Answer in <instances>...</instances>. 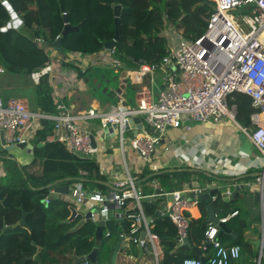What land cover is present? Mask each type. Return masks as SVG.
Here are the masks:
<instances>
[{
	"label": "trees",
	"instance_id": "obj_1",
	"mask_svg": "<svg viewBox=\"0 0 264 264\" xmlns=\"http://www.w3.org/2000/svg\"><path fill=\"white\" fill-rule=\"evenodd\" d=\"M5 1L9 2L24 22L22 29L0 30V60L3 59L8 71L12 73L30 77L44 68L50 58L43 46L54 45L58 36L62 39L59 52L93 55L102 52L106 48V43L113 40L116 34L114 0ZM207 1L204 3L203 0H118L122 6L119 17L121 34L117 41L115 57L121 65L127 67H137L138 63L144 61L160 62L168 54V41L162 35L166 23L174 25L187 41L197 39L205 32L214 11L215 3L212 0ZM64 14L68 15L72 26L79 27L78 31L62 35L66 25ZM11 20V13L0 0V29L6 27ZM38 37L45 40L44 45L36 41ZM64 65L78 70L81 75H87L79 63ZM31 92L29 98L31 110L46 114L57 112V104L53 98L54 90L48 74L40 76ZM234 96L235 100L231 103L237 105V121L249 126L251 115L255 111L252 99L244 93H235ZM53 130L52 123L48 125L42 123L35 137L33 163L43 159L46 162L41 176L29 175L14 159L5 160L7 175L5 183L0 185V232L5 226L18 224L23 212L28 214L29 227L19 225L0 236V264H23L25 258L23 254L35 255L38 246L42 247L41 262L29 260L25 264H72L73 259L70 255L74 251L79 256H87L95 246L94 224L89 222L79 230L72 231L80 221L79 216L71 222L62 220L70 218L74 206L58 199H51L47 204L45 199L50 196L52 188L46 186L57 180H62L67 185L82 181L86 187L106 192L109 188L106 176L101 173L95 159L81 158L74 152L73 158L69 161L66 159L56 165L47 163L51 159L50 152L53 147L47 138L53 134ZM41 142H45V145L38 146L37 144ZM81 170L86 171V174L81 175ZM146 177L147 179L143 181L146 188L142 191L145 196L153 191L152 184L155 181L161 183V189L157 193L166 195L186 183L191 184L197 180L204 186L205 181L211 180L204 171L190 169L156 172L146 168L139 178L143 180ZM129 201L130 198L123 210L127 208ZM198 203L203 218L207 213L208 202L199 200ZM222 203L228 204L224 201ZM142 204L146 215L155 214L158 201L152 203L143 198ZM59 206L63 208L62 212L57 211ZM137 211H128L127 217L123 219V228L127 232H131L134 223V219L128 214ZM227 213L228 211H225V214ZM200 221L202 219L196 223ZM154 222H156L154 232L164 241V264H169L176 258L172 251L176 247L174 237L177 236V229L168 215L159 216ZM246 228L248 227L244 226L243 231L238 232L234 243L239 244L242 250L249 254L250 243L244 238ZM108 241L109 239L105 238L99 246L97 264H110L113 248ZM254 255L256 257L259 253Z\"/></svg>",
	"mask_w": 264,
	"mask_h": 264
},
{
	"label": "built area",
	"instance_id": "obj_2",
	"mask_svg": "<svg viewBox=\"0 0 264 264\" xmlns=\"http://www.w3.org/2000/svg\"><path fill=\"white\" fill-rule=\"evenodd\" d=\"M212 1L215 3V10L200 37L191 41L182 40L178 44L170 43L168 54L160 62L144 61L138 63L135 69L126 71L122 79L125 87H140L137 91V105L128 106L122 99L115 110L99 111L91 108L85 114H75L67 105L55 101L57 112L46 114L31 110L28 103L22 99L4 100L0 97V131L3 132L6 144L30 143L46 120L53 124L51 137L63 142L70 151L81 150L86 154H96L98 147H92L90 140L92 132L81 128L82 121L99 119L103 135L104 127L108 124L117 125L113 128L114 135L123 145L126 142L127 125H131L130 119L140 116L148 128L138 129L128 140L143 162L152 171H156L160 167L153 159L169 127H179L185 117L202 123H219L230 119L240 126L256 147L258 152L255 159L264 161V0ZM239 8H242L243 12L236 16L234 12ZM165 29L175 32L176 27L166 23ZM59 38L60 36L57 40ZM36 41L40 45L45 43V40L39 37ZM43 47L50 58L46 64L49 65L59 49L54 45ZM115 51L116 47L108 49V54L114 55ZM76 54L79 57L81 55ZM159 70L164 74L162 86L157 98L151 100L142 85L148 76ZM7 71V67L0 66V74ZM235 93H244L252 99L255 111L247 127L241 126L237 121L238 108L235 103H231L235 100ZM156 130H159L158 135L154 134ZM108 133L110 134V131ZM85 174L86 172H83V175ZM260 184L263 196L264 170L260 175ZM202 191H195L194 199L183 196L180 190L168 193L174 196V200L166 211L177 229L180 242L189 236L190 219L185 212L191 205L198 203V195ZM67 195L71 204L87 208L83 213H76V216L82 218L93 209L101 214H108L110 206L123 208L129 198L135 199L139 212L129 215L134 219L130 236L135 243H145V240L137 235L144 220L146 233L153 252L156 253V242L160 237L150 230L141 204L144 197L139 194L136 181L130 175L127 179L117 180L114 188L109 187L106 192L86 187L79 181L72 185ZM50 201L48 196L45 202L48 204ZM97 212L91 213L92 220L96 219ZM237 214L238 211H234L220 218L218 223L210 222L207 225L204 234L214 248L211 257L207 260L201 257H187L179 264H233V261L238 260L242 253L241 246L225 245L219 239L220 230L222 231L220 223L226 224ZM106 236H110V233H106ZM82 264L89 262L85 260Z\"/></svg>",
	"mask_w": 264,
	"mask_h": 264
},
{
	"label": "crops",
	"instance_id": "obj_3",
	"mask_svg": "<svg viewBox=\"0 0 264 264\" xmlns=\"http://www.w3.org/2000/svg\"><path fill=\"white\" fill-rule=\"evenodd\" d=\"M18 18V27L13 28L22 29L24 22L19 15ZM162 35L166 37L168 41L167 51L170 47V43L173 45L178 44L182 40H186L181 33H179L177 28L175 32H169L165 29ZM108 49L110 48H105L102 52L93 55L81 54L80 57L76 53L63 54L58 51L56 57L52 59L49 65L36 71L32 76H28V79L23 74H16L9 71L1 73L0 91L4 92L5 96L0 97L4 100L12 98L22 99L29 105V98L32 95L31 91L34 83L38 82L41 75L48 74L54 90V100L67 105L72 113L85 114L91 108L98 109L99 111L115 110L122 99H124L126 105L135 106L139 98L137 91L140 87L135 85L125 87L124 82H122L123 77L126 75V71L128 69H135V67L121 65L115 55L108 54ZM0 61V66L7 67L3 59ZM71 63H79L82 70L87 72V75H81L78 70L64 65H69ZM94 69L98 71L100 69H110V72H112L114 76L110 77V80L107 81H110V87L107 86L103 89V93L112 99L110 102L106 101L105 103H101L91 92V84L97 85V88L104 87L100 77L92 75L89 77ZM163 76V72L159 70L145 79L142 88L144 87L151 100L157 98L162 86ZM103 77L106 78L105 75H103ZM113 80H115V84L112 83ZM129 87H134L137 90L134 95L129 94ZM114 98H118V101H113ZM98 122L99 125L97 124ZM233 124L240 128L238 124L227 121V119L219 123L213 121L202 123L185 117L179 127L169 128L164 133L163 141H161L160 145L157 147L153 161L160 167L156 172L190 169L192 171H204L206 175L211 178L210 181H205L204 186L197 180L193 181L191 184H184L182 187L186 192L197 191L199 189L208 191L212 188L223 186L224 188H221L220 194L213 198L217 219L219 220L231 214L236 211V209H238V211L240 210V212L229 219L228 224H226L227 229L224 230L220 227L222 229L219 233L220 241L225 245H234V240L238 237V232L243 231V227L247 226L248 228L244 230V238L249 241L251 252L249 251L248 254L242 250V252L245 253L244 264H251L254 262H257V264H264V244L262 243L261 253L256 250V245L254 244V241H256L260 235L264 242V193L263 196L261 193L258 201L255 200V193L258 190L262 191L260 184V174L264 170H262V164H260L262 159H255V154L258 152L256 147L241 128L245 138H242V136L239 137L235 132L236 127H234ZM240 125L244 127V125ZM81 128L96 133L98 152L94 154L95 160L100 166L101 173L106 176V183L108 186H114L117 180L127 179L130 175L135 179L137 190L141 196H144V199L146 198V200L152 203L158 201L156 212L152 216L145 214L142 201L141 204L151 232L159 235L154 232L156 224L154 221L157 217H164L168 215V213L166 209L162 210V214L160 215H156V213L161 203L167 202V208L171 201H169L168 198L169 194L162 195L157 193V191L161 189V183L159 181H155L152 184L153 191L150 194L146 196L143 195L142 191L146 188L143 181L146 180L147 177L142 180L139 176L144 169L148 168L151 170V168L143 162L140 154L131 147L129 142L127 144L125 142V144L122 145L119 138L115 135L105 139L103 133L100 131L99 119L82 121ZM127 132H129L132 137L135 134V129H130ZM47 141L53 144L50 152L51 159L47 161L50 165L53 163H55L53 165L61 164L64 160L67 159L69 161L73 158V152L70 151L63 142L53 139L51 135L48 136ZM30 143L34 145L33 151L15 148L10 152L0 151V155L8 156L7 158L16 160L21 169L24 168L29 175L39 177L45 170L46 162L43 159L38 160L37 163H33L35 158L36 138L30 141ZM41 143L43 144L42 146L45 145V142ZM167 147L171 149H166ZM5 160V157L0 156V185L5 183L7 175ZM83 172L86 171L81 170V175H83ZM237 178H240V180L236 182V184L248 185L249 189H247L245 193H242L241 196L237 194L233 199L225 201L221 194L228 190L231 192L234 191V183H230L229 180ZM57 181L59 182L57 185H67L62 180ZM72 185L73 184L69 185V193ZM229 185L230 188L228 187ZM50 198L52 200L58 199L70 203L67 194L57 193L53 187ZM222 201L228 204L224 205ZM71 205L80 213L76 205ZM82 207L83 210L87 209L84 206ZM62 210L63 208L61 206L57 208L58 212H62ZM131 210H138L137 202L133 198H130L126 209L123 210V208L114 206L108 213L110 218H118L121 220L116 225L118 231L111 232L110 236H106L107 231H105L104 239L108 238V242L113 248V245L118 239V233H122L125 236L121 244L117 264H164L165 246L160 235L159 240L156 242V253L153 252L149 244V237L146 235L145 244L147 245V250L146 253H144V257L141 260L139 259V243H135L130 236V232H127L123 228V219L127 217L126 213ZM225 211H228V213L225 214ZM138 212L139 210L137 212H132V214H137ZM185 214L190 219L191 223L188 236L189 245H181L182 243L178 240V236L174 237L176 247L172 253L176 254V258L173 262L180 263L183 257H201L207 260L213 255L214 248L211 243L206 240L201 227L210 216L209 202L205 217L202 218V211L199 207V203L191 205ZM151 217L154 218L149 221L148 218ZM76 218H78V216H75V219ZM79 218L80 220L83 219L80 216ZM199 219H202V221L196 223ZM142 223V228L137 234L139 237L146 231L144 220ZM255 253H259V255L255 257ZM112 255L113 251L110 255V264ZM173 262L169 263L168 261L169 264H174ZM234 262L235 264H240V258Z\"/></svg>",
	"mask_w": 264,
	"mask_h": 264
},
{
	"label": "water",
	"instance_id": "obj_4",
	"mask_svg": "<svg viewBox=\"0 0 264 264\" xmlns=\"http://www.w3.org/2000/svg\"><path fill=\"white\" fill-rule=\"evenodd\" d=\"M2 1H3L4 5L7 7V9L9 10V12L11 13L12 20H11V22L8 23V25L6 27H4L0 30L6 31L10 28L18 27V22H19L18 21L19 20L18 14L13 10V7L9 4L8 1H5V0H2ZM203 1H204V3L208 2L207 0H203ZM114 3H115L114 11H115V16H116V34H115L114 39L111 40L110 42L106 43V45H105L106 48H110V49H113L114 47H116L117 41H118L120 34H121V24H120V18L119 17H120L122 6L118 3V0H114ZM214 10H215V7H214ZM64 18L66 21V25L62 31L63 36L68 34L69 32L79 30V27H77V26L74 27L69 23V18H68L67 14H64ZM54 46L56 48L60 49L62 47V39L59 38L54 43ZM43 123L46 125L50 124V122L46 121V120H44ZM129 123L131 125H127V130L135 129V134L138 132L137 129L148 128L147 125H144L142 118L140 116H136V117L131 118ZM116 127H117V125H115V124L113 126L108 124L106 127H104V133H105L104 138L108 139V138L112 137L115 133L113 131V128H116ZM108 131H110V134L108 133ZM82 134H84V131H82ZM154 134L158 135L159 130L154 131ZM90 140H91L92 147H94V148L98 147V143H97V139H96V133H94V132L91 133ZM38 145L42 146L43 144L39 143ZM0 147H2V149L4 151H8V152L13 151L15 148L33 151L34 145L31 143H28V144L20 143L17 145H7L5 140H4L3 132L0 131ZM74 154H76L77 156H79L81 158H93V159H95L94 154H86L81 150H75ZM239 180H240V178L229 180L230 183H234L235 190L232 192L230 190H228V191L221 194L222 198L225 201H229L230 199H233L237 194H239L241 196L242 193H245V191L247 189H249L248 185L236 184V182H238ZM58 183L59 182L57 181L55 183L47 185L46 187L47 188L53 187L55 192H57V193L68 194L69 193V185H57ZM109 187L114 188V186H112V185H109ZM228 187L230 188V185ZM42 188H45V187H42ZM221 188H224V187L219 186V187L212 188L208 191L204 190L201 193H199V195H198V199L209 202V209H210V216H209L208 220H206L201 227L203 232L206 230V227L210 222L218 223V219H217L216 214H215V204L213 203V198L216 195L220 194ZM179 190L182 191L183 196H187L188 198H192V199L195 198V195H196L195 191L186 192L183 190L182 186L179 187ZM260 195H261V191L258 190L255 193V200L256 201L259 200ZM147 198H149V197H147ZM168 198H169V201H171V202L174 200V196L172 194H169ZM166 206H167V202L161 203V205L158 208L156 215L162 214V210L167 209ZM112 207H114V206H110V209ZM71 210H72V213H71L70 218L67 220H64V222H70V221H73L75 219L77 209L75 207H72ZM92 212H97V210L93 209L92 211H88L86 213L85 217L77 223V225L72 229V231L75 232V231L79 230L81 227H83L84 225H86L87 223L92 222L95 226V232H94L95 247L87 256H79V255H77L76 251H74L73 254L70 255L73 259L72 264H80V263H83L85 260H88V262L90 264H97V261H98L97 259H98V254H99V246H100L101 242L104 240L105 231H107V233L118 231L116 228V225H117V223L120 222L121 219H118V218L113 219V218H110L108 214H101L100 212H97L96 219L92 220L91 219V213ZM152 218H154V217L148 218V220L151 221ZM19 225L29 227V225L27 223V213L26 212H23V216H22L21 220L18 222V224H15L13 226H9V225L5 226V228L0 232V236L2 234H5L6 232L12 230L13 228L19 226ZM220 227L224 230L227 229V225L224 223H220ZM146 235H147V233H146V231H144L140 238L142 240H145ZM123 240H124L123 234L118 233V239H117L116 243L113 245V255H112L111 264H117V259H118V255H119L120 250H121V244H122ZM178 240H180L179 237H178ZM181 243H182L181 245H189L188 238L183 239V241ZM262 243L264 244V242L262 241L261 235H260L258 237V239L256 241H254V244L256 245V250L260 253L262 252L261 251ZM149 244L152 248L151 242ZM139 249H140V258L139 259L141 260L144 257V253H146L147 245L145 243L144 244L139 243ZM41 251H42V247L38 246V250H37V253L35 255L27 256L26 254H23L25 257L23 264H25L29 260H36L40 263L41 262ZM244 263H245V253L242 252L240 255V264H244ZM233 264H235L234 261H233Z\"/></svg>",
	"mask_w": 264,
	"mask_h": 264
},
{
	"label": "rangeland",
	"instance_id": "obj_5",
	"mask_svg": "<svg viewBox=\"0 0 264 264\" xmlns=\"http://www.w3.org/2000/svg\"><path fill=\"white\" fill-rule=\"evenodd\" d=\"M241 12H243V9L242 8H239V9H237V10H235V12H234V14L236 15V16H239L240 14H241ZM1 62V61H0ZM95 76V77H100V80L102 81V83H103V85H104V87L103 88H97V85H94V84H91L92 86H90L92 89H91V92L95 95V97L101 102V103H105L106 101L108 102H110V100H112V99H110L109 97H107L106 96V94L105 93H103V89L105 88V87H107V86H109L110 87V81L109 82H107L108 80H110V77H114L113 75H112V72H110V69H100L99 71L98 70H93L91 73H90V75H89V77L90 76ZM103 75H105L106 76V78H104L103 77ZM25 77L27 78L28 76H26L25 75ZM28 79V78H27ZM113 84H115V80H113V82H112ZM136 89L134 88V87H129V89H128V92H129V94L130 95H134L135 93H136ZM0 96H5V94H4V92H2V91H0ZM115 100V102H117L118 101V98H114L113 99V101ZM263 119H264V117H263ZM227 121H231V122H233L232 120H230V119H227ZM235 123V122H234ZM98 125H99V122L97 123ZM232 125V124H231ZM233 126L234 127H236V130H235V132H236V134L239 136V137H241L242 136V138H245L244 137V135H243V133H242V131H241V129L237 126V125H235V124H233ZM125 136H126V144L129 142V138H131V136H130V133L129 132H127L126 134H125ZM129 144H130V142H129ZM0 151L1 152H5L1 147H0ZM0 156H2V157H5V158H7L8 156H3V155H0ZM262 162L260 163V164H262L261 165V167H262V170L264 169V161H263V159L261 160ZM78 208H79V210H80V212L81 213H83V212H85L86 210H83L82 208V206L81 205H76Z\"/></svg>",
	"mask_w": 264,
	"mask_h": 264
},
{
	"label": "bare ground",
	"instance_id": "obj_6",
	"mask_svg": "<svg viewBox=\"0 0 264 264\" xmlns=\"http://www.w3.org/2000/svg\"><path fill=\"white\" fill-rule=\"evenodd\" d=\"M263 37H264V34H263Z\"/></svg>",
	"mask_w": 264,
	"mask_h": 264
}]
</instances>
